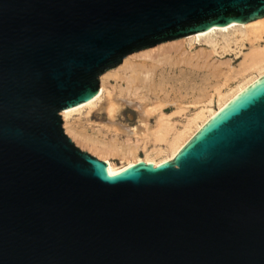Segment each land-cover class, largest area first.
Returning <instances> with one entry per match:
<instances>
[{"label":"water","instance_id":"water-1","mask_svg":"<svg viewBox=\"0 0 264 264\" xmlns=\"http://www.w3.org/2000/svg\"><path fill=\"white\" fill-rule=\"evenodd\" d=\"M264 0H0V264H264V76L172 161L118 174L62 112L134 52Z\"/></svg>","mask_w":264,"mask_h":264},{"label":"bare ground","instance_id":"bare-ground-1","mask_svg":"<svg viewBox=\"0 0 264 264\" xmlns=\"http://www.w3.org/2000/svg\"><path fill=\"white\" fill-rule=\"evenodd\" d=\"M201 41L203 47L193 49ZM158 45L126 56L101 76L92 99L62 112L66 133L108 161L112 175L141 161L154 165L172 161L205 123L264 76V17ZM104 93L107 116L96 112V117L108 122L89 128L71 121L74 113H90ZM131 106L139 125L128 129L119 119Z\"/></svg>","mask_w":264,"mask_h":264},{"label":"rangeland","instance_id":"rangeland-1","mask_svg":"<svg viewBox=\"0 0 264 264\" xmlns=\"http://www.w3.org/2000/svg\"><path fill=\"white\" fill-rule=\"evenodd\" d=\"M201 42H197L195 45H193V49H198L203 47L201 45ZM159 45H156L154 48H158ZM240 59H236L235 63H239ZM110 81H113V79H110ZM112 87H110L111 89ZM117 90V89H116ZM118 93L117 91H114V95ZM108 94L106 95V93H104L102 99H101V103H99V105L95 106L90 113H87V110H83L81 112H77L74 113L70 119L71 121H74L76 124L80 125V124H87V126L90 127H98L100 124H105L106 122H108L107 118H104L103 116H100L99 118L96 117V112H100L101 114H104L105 116H107L106 114V110L104 109V101L107 98ZM134 106H131L130 112H127L124 114V116H122L119 120L121 121V123L124 125V127L131 129L135 126L139 125V117L137 116V112L133 110ZM65 128V127H64ZM68 134V133H67ZM70 136V135H69ZM74 141V140H73ZM75 142V141H74ZM76 143V142H75ZM77 144V143H76ZM78 145V144H77ZM79 147H81L80 145H78ZM82 149L88 151L89 153L97 156L96 154L90 152L88 149L81 147ZM98 157V156H97ZM100 159H104L102 157H98ZM116 164H120V160L118 159H112Z\"/></svg>","mask_w":264,"mask_h":264}]
</instances>
